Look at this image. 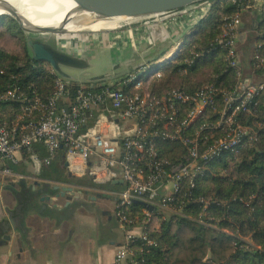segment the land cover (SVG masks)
Wrapping results in <instances>:
<instances>
[{"label":"built area","instance_id":"built-area-1","mask_svg":"<svg viewBox=\"0 0 264 264\" xmlns=\"http://www.w3.org/2000/svg\"><path fill=\"white\" fill-rule=\"evenodd\" d=\"M232 2H243L244 6L227 19L220 42L226 48L229 65L240 77L243 73L237 47L242 31L240 14L243 9L264 13V0ZM204 3L210 9L209 2L200 4ZM182 45V42L176 43L164 58L118 80L95 84L94 87L79 84L72 99H69L70 81L56 76L55 90L46 100L40 97L28 100L16 123L11 126L0 124V163H17L23 150L31 151L35 142L42 141L49 155L42 160L37 154H31L37 170L43 163L49 164L63 145L66 167L72 175H89L94 183L101 185L118 179L124 182V188L117 192L116 215L125 238L117 249L114 264H140L134 258L133 245L137 239L147 245L154 244L147 232V224L154 217L152 212L156 209L176 211L175 194L183 189V181L189 187L195 186L196 179L203 174L210 160L225 150L238 152L242 129H231L234 115L246 110L252 98L264 90V82L244 81L239 93L225 94V105L216 125H222L229 136L204 147L207 141H202L201 135L211 125L203 123L198 128L194 124L214 106L217 89L206 85L193 93L179 88L160 95L152 91L153 84L163 77L167 65L175 63L173 56L185 52ZM256 59V67L264 65V57L256 55ZM153 64L157 67L154 68ZM15 97L28 99L23 93L17 94L16 90L0 94V98ZM35 113L42 115L33 118ZM26 117L29 118L27 122ZM91 120L93 122L82 129ZM129 120L132 122L126 124ZM157 139L179 143L187 154L175 161L160 157ZM0 175L13 176L14 173L10 168H0ZM136 201L147 208L144 212L148 217L143 223H138L137 217L132 216ZM146 204L154 209L150 210Z\"/></svg>","mask_w":264,"mask_h":264},{"label":"trees","instance_id":"trees-1","mask_svg":"<svg viewBox=\"0 0 264 264\" xmlns=\"http://www.w3.org/2000/svg\"><path fill=\"white\" fill-rule=\"evenodd\" d=\"M207 2L210 9L201 21L199 32L188 40L185 53L166 67L163 77L153 84L152 89L157 95L174 88L191 93L206 85L217 89L214 106L194 124L198 128L203 123L211 125L201 135L202 141H207L204 147L229 136L222 125H216L225 105V94L239 93L244 81L264 82V65L255 66L256 55L264 57V32L258 35L259 45L253 50L250 66H243L240 77L229 65L226 48L220 42L227 19L234 16L244 3H233L232 0ZM0 24L6 26L7 31L2 30L4 34L14 37L20 47L19 53H12L0 46V94L16 90L17 94L23 93L28 98H0V124L11 126L23 114L28 100L40 97L44 101L54 92L57 75L48 63L31 58L26 37L15 20L2 16ZM188 59L192 62H186ZM78 85L70 82L69 99L73 98ZM124 88L129 90L128 86ZM41 115L35 113L33 118ZM28 120L26 117L25 122ZM230 127L242 129L238 152L225 150L210 160L203 174L196 179L195 186L189 187L183 181V189L175 194L176 211L169 215L160 209L152 212L161 223L160 226H154L152 222L147 224V232L154 244L147 245L142 239L134 243V258L140 264H264V90L252 98L246 110L234 115ZM156 141L160 157L175 161L187 154L179 143ZM22 153L26 159L32 153L41 159L49 155L42 141L35 142L31 151L23 150ZM56 154L59 165L49 163L53 178L58 179L56 181L97 186L91 178L68 175L63 146ZM16 165L4 161L0 168L17 172ZM118 184L109 182L98 187L117 188ZM146 209L141 202L133 203L132 216L137 217L138 223L147 219Z\"/></svg>","mask_w":264,"mask_h":264},{"label":"crops","instance_id":"crops-1","mask_svg":"<svg viewBox=\"0 0 264 264\" xmlns=\"http://www.w3.org/2000/svg\"><path fill=\"white\" fill-rule=\"evenodd\" d=\"M206 6L197 4L167 18L88 34L82 42L62 45L86 48L93 57L104 56L107 69L131 59L137 64L143 58H160L176 43L184 46L188 34L199 32L209 11ZM240 16L237 47L242 65L248 68L259 45L257 37L264 32V13L243 9ZM51 163L59 165L57 154ZM16 164L18 171L8 183L13 190L4 186L0 191V264H114L125 238L116 215L117 192L124 182L112 181L119 183L117 188L72 184L73 192L62 194L61 187L69 183L56 181L51 165L43 163L37 170L31 156L26 159L23 153ZM64 165L70 175L66 161Z\"/></svg>","mask_w":264,"mask_h":264},{"label":"water","instance_id":"water-1","mask_svg":"<svg viewBox=\"0 0 264 264\" xmlns=\"http://www.w3.org/2000/svg\"><path fill=\"white\" fill-rule=\"evenodd\" d=\"M75 5L68 9L61 21L56 25H39L30 21L17 7L8 0H0V17L13 18L26 34V43L32 59L48 63L53 72L63 79L94 87L95 84L118 80L126 74L156 62V56L143 58L137 64L134 60L114 64L111 68L99 73L87 71L92 68L93 57L89 50L83 47L63 46L58 41L52 42V38L69 37L84 33L108 32L134 26L161 18L175 15L189 7L207 2L209 0H72ZM116 22L110 27L94 29L93 26L101 23ZM189 29V28H188ZM197 32L188 34L190 39ZM50 37L45 39V37ZM184 35L177 36L178 41ZM177 58V56H173ZM141 74V73H140ZM61 145L60 147H62ZM71 175V174H70ZM9 176L0 175V191L10 181ZM38 184V182H36ZM58 188L59 186H55ZM62 191L73 192V185L62 186ZM79 191L77 194L79 195ZM139 202V201H136ZM147 205V204H146ZM150 210L154 206L147 205Z\"/></svg>","mask_w":264,"mask_h":264},{"label":"bare ground","instance_id":"bare-ground-1","mask_svg":"<svg viewBox=\"0 0 264 264\" xmlns=\"http://www.w3.org/2000/svg\"><path fill=\"white\" fill-rule=\"evenodd\" d=\"M35 24L49 26L58 24L68 9L75 3L72 0H8ZM3 11H0V13ZM116 22L101 23L94 29L113 26Z\"/></svg>","mask_w":264,"mask_h":264},{"label":"rangeland","instance_id":"rangeland-1","mask_svg":"<svg viewBox=\"0 0 264 264\" xmlns=\"http://www.w3.org/2000/svg\"><path fill=\"white\" fill-rule=\"evenodd\" d=\"M7 17H9V16H7ZM0 25H2V28L0 27V46L3 47L6 50H9L12 53L13 52L14 53H19L20 47H19L18 43L16 42L15 38L10 36V34H4V32L7 31L6 30V26L4 24H0ZM2 30H5V31H2ZM22 32H23V30H22ZM94 33H98V32H94ZM23 34L26 37L25 32H23ZM88 34H92V33H88L87 32V33L80 34V35H75V36L61 37L58 40L52 38V42L55 43L56 41H58L60 44L66 43L67 45L69 43H72V44L73 43H79V42H82L83 41V37H85ZM48 38H50V37H47V36L45 37V39H48ZM69 40H72V41H69ZM187 42H188V40H187ZM187 46H188V43H186L184 45V51L188 48ZM184 53H181V54H184ZM164 57H165V55L162 58H164ZM106 59L107 58H105L104 56L96 55V57L93 58V60H92L93 61L92 62V64H93L92 68L88 69L87 71H89L90 73H99L101 71H105L107 69V68H105V60ZM153 67L156 68L157 65L153 64ZM160 211L162 213L166 214V215L170 214L169 211H165V210H162V209ZM166 215H164V218H165ZM154 217L155 218H152L151 222L154 224V226H156V225L160 226V223H161L160 218H158L157 216H154Z\"/></svg>","mask_w":264,"mask_h":264},{"label":"flooded vegetation","instance_id":"flooded-vegetation-1","mask_svg":"<svg viewBox=\"0 0 264 264\" xmlns=\"http://www.w3.org/2000/svg\"><path fill=\"white\" fill-rule=\"evenodd\" d=\"M7 188L13 190L12 184L11 185H7Z\"/></svg>","mask_w":264,"mask_h":264}]
</instances>
